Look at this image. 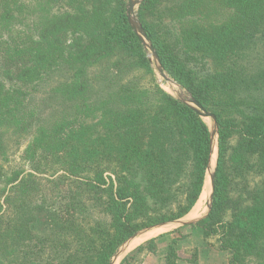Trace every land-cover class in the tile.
<instances>
[{
  "label": "trees",
  "instance_id": "trees-1",
  "mask_svg": "<svg viewBox=\"0 0 264 264\" xmlns=\"http://www.w3.org/2000/svg\"><path fill=\"white\" fill-rule=\"evenodd\" d=\"M60 1L70 11L52 13ZM126 3L0 0L6 264H110L136 232L184 217L201 196L210 131L156 83ZM137 18L167 75L215 118L214 192L196 225L229 264H264V0H144Z\"/></svg>",
  "mask_w": 264,
  "mask_h": 264
},
{
  "label": "rangeland",
  "instance_id": "rangeland-1",
  "mask_svg": "<svg viewBox=\"0 0 264 264\" xmlns=\"http://www.w3.org/2000/svg\"><path fill=\"white\" fill-rule=\"evenodd\" d=\"M42 2L38 1L37 4L34 3V4H32V6H30V8H27L25 10L27 12H33V11L38 12V9L40 7L38 5H40ZM128 2H129V0H127L126 7H125L126 9L128 6ZM66 4L67 3H65L64 1H62V2L60 1L58 3L53 2V3H51V5L49 4V7L51 8L52 13L54 12L57 14H63L65 12L70 11V9L67 8ZM36 6H38V7H36ZM138 7H139V5H137L135 7V14H137ZM26 11L23 12V15L25 16V18L28 17L25 13ZM28 18L31 19V15ZM38 18L39 17L37 14H33L32 19L35 20ZM142 48H143V46H142ZM143 50H144V48H143ZM144 53H145V57L149 61L150 67H151L153 74H154V78L156 80V83L159 85V87L161 89H163L166 93H168L170 96H172L173 98H175L177 100H179L180 96H182V97L186 96L187 97L188 92H186V90H184L174 80H173L174 84H170V83L166 82L158 74V72L155 70V67L152 63V57H151L149 51L144 50ZM58 78H61V77H58ZM138 78L140 79V82L142 85H144V86L148 85V77H146L144 75V73L140 70L138 73ZM44 86H46V85H44ZM204 122L206 123L207 126L209 125L208 123H210V122H207L206 119H204ZM214 143H217V141H214ZM25 144H26V142L24 141L21 145L19 153L23 149ZM213 149L216 151V146ZM19 153H15V156L12 157V160H13L12 166H15V167L16 166H22V165H20V159L18 158ZM216 154L217 153L213 154V158L215 159V165H216ZM213 168L215 171V166H213ZM24 169L28 170L27 167H25ZM208 173L209 172L207 170L205 182H207V178L209 180ZM202 192H203V190H202ZM206 193H207V191H206ZM207 203H208V198H207V200H205V199L199 200V202L197 204H195V211L190 212V215L188 216V218H194L197 216L199 217L202 214H204L206 211ZM203 211H204V213H203ZM191 213L194 215H192ZM196 223L193 225L180 227V228H178L177 232H174V233L173 232L169 233L171 230H166L164 232L159 231V233L156 234L157 236L155 235L156 237L153 239V242L152 241H151V243H149L148 241L145 242L142 245V248L140 250H134L133 252H129L125 256L122 255V257H119L118 260H116V262L114 264H121L125 257H128V258L124 264H165V258H166L168 246L172 242V240L174 242L173 247H174V251L176 254L175 264H217V262H219V261L221 262V260H219V257L217 255H214V257H212L208 253L209 250L215 251L217 249L216 248V246H217L216 245L217 244L216 243V237L205 238L203 235L204 231H203L202 227L196 225ZM46 225H47V223L45 221L40 220L39 222H37L34 225L35 232L38 234L45 233L48 230L46 228ZM161 232H163L165 235L159 236L158 234H160ZM132 249H129L128 251H131ZM222 257L225 260L222 262H224V264H229V255L227 256L225 253H223ZM220 259H221V257H220ZM0 264H6V263L0 260ZM246 264H254V263H253V261H248V262H246Z\"/></svg>",
  "mask_w": 264,
  "mask_h": 264
},
{
  "label": "water",
  "instance_id": "water-1",
  "mask_svg": "<svg viewBox=\"0 0 264 264\" xmlns=\"http://www.w3.org/2000/svg\"><path fill=\"white\" fill-rule=\"evenodd\" d=\"M144 0H129L128 2V6L126 9V17H127V21L131 27V29L133 30L134 34L137 36V38L139 39V41L141 42L144 50L149 51L151 57H152V63L155 67V70L158 72V74L168 83L170 84H174V81L168 77V75L166 74V72L164 71V69L162 68L158 57L153 49V47L151 46V44L148 42L145 33L143 32L142 26L137 18V14H135V7L137 5H140L141 2H143ZM179 100L181 102H183L184 104L188 105L189 107H191L192 109H194L199 117L201 119H208L211 125V129L210 134H211V154L209 157V163H208V176H209V186H210V192L208 195V203H207V207H206V211L204 214H202L199 217H196L194 219H191L189 221H185L183 218H180L178 220H174V221H168V222H164V223H159V224H155L152 225L150 227L144 228L138 232H136L131 238H129L126 242H124L119 248L118 250L115 252V254L113 255L110 264H114L116 262V260H118L119 257H122V255L124 254L125 249L127 248L129 241L138 238L148 232L154 231V230H158V229H176L178 227L181 226H187V225H192L195 224L196 222H198L199 220L203 219L204 217H206V215L209 213L210 208H211V203H212V197H213V192H214V168L213 166H215V159L213 158V154L217 153V143H214V141H217V126L215 123V118L214 116L207 112L206 110H204L188 93H187V97H179ZM216 146V151L213 149ZM205 188V184L204 187ZM206 189L208 191V186L206 185Z\"/></svg>",
  "mask_w": 264,
  "mask_h": 264
},
{
  "label": "bare ground",
  "instance_id": "bare-ground-1",
  "mask_svg": "<svg viewBox=\"0 0 264 264\" xmlns=\"http://www.w3.org/2000/svg\"><path fill=\"white\" fill-rule=\"evenodd\" d=\"M207 120V122H209L208 121V119H206ZM209 125H208V128H209V130L211 129V125H210V123H208ZM206 185L208 186V191H207V189H206ZM206 191H207V193H206ZM209 192H210V186H209V180H208V178H207V182H205V188L203 189V192L201 193V196H200V198H199V200H203V199H205V200H207V198H208V195H209ZM199 200L197 201V203L199 202ZM196 203V204H197ZM195 211V209H193V211L192 212H194ZM203 213H204V211H203ZM192 214V213H191ZM192 215H194V214H192ZM198 217V216H197ZM195 218V217H194ZM166 229H158V230H154V231H151V232H148V233H146V234H144V235H142V236H140V237H138V238H136V239H133L130 243H129V245L127 246V248L125 249V251L124 252H128V250L130 249V248H134L136 245H138V244H140V243H142V242H144L145 240H147V239H149L150 237H152L154 234H156L157 233V231H165Z\"/></svg>",
  "mask_w": 264,
  "mask_h": 264
},
{
  "label": "crops",
  "instance_id": "crops-1",
  "mask_svg": "<svg viewBox=\"0 0 264 264\" xmlns=\"http://www.w3.org/2000/svg\"><path fill=\"white\" fill-rule=\"evenodd\" d=\"M193 209H195V206H194V208H192L191 210L193 211ZM192 211H190V212H192ZM190 212L187 214V215H185L184 217H182L186 222L187 221H189V220H191V219H194V218H188V216L190 215ZM196 218V217H195ZM193 225V224H192ZM188 226V225H187ZM181 227H184V226H181ZM178 228H180V227H178ZM178 228H176V229H166V230H171L169 233H171V232H176L177 230H178ZM165 230V231H166ZM155 232V231H154ZM164 232V231H163ZM163 232H161L160 234H158L159 236H163V235H165ZM157 233H159V231H157ZM156 233V234H157ZM156 234H154L152 237H150L149 239H147V240H145L144 242H142L141 244H138V245H136L135 246V248H130V249H132L131 251H126V252H124V256L126 255V254H128L129 252H133L134 250H136L138 247H140L141 246V248H142V245L145 243V242H150V241H152L153 242V239L157 236ZM156 235V236H155ZM158 236V237H159ZM136 239V238H135ZM132 241V240H131ZM131 241H129V243L131 242ZM129 245V244H128ZM208 253H209V255H211L212 257H214V255H217L218 257H219V260H221V262L219 261V262H217V264H224V262H222V261H225L224 260V258L222 257V254H223V252H220L219 250H215V251H208ZM220 257H221V259H220Z\"/></svg>",
  "mask_w": 264,
  "mask_h": 264
}]
</instances>
